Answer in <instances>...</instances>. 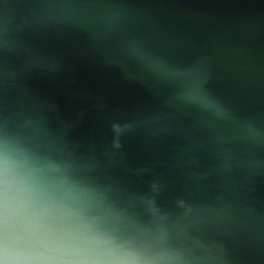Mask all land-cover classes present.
<instances>
[{
	"label": "water",
	"instance_id": "95a60500",
	"mask_svg": "<svg viewBox=\"0 0 264 264\" xmlns=\"http://www.w3.org/2000/svg\"><path fill=\"white\" fill-rule=\"evenodd\" d=\"M5 142L124 264H264V0H0Z\"/></svg>",
	"mask_w": 264,
	"mask_h": 264
},
{
	"label": "clouds",
	"instance_id": "9594fccd",
	"mask_svg": "<svg viewBox=\"0 0 264 264\" xmlns=\"http://www.w3.org/2000/svg\"><path fill=\"white\" fill-rule=\"evenodd\" d=\"M77 187L54 159L0 148V256L4 264H124L112 237L74 210Z\"/></svg>",
	"mask_w": 264,
	"mask_h": 264
}]
</instances>
